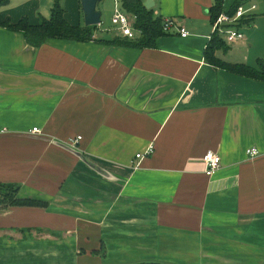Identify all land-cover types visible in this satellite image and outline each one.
<instances>
[{"label":"crops","instance_id":"1","mask_svg":"<svg viewBox=\"0 0 264 264\" xmlns=\"http://www.w3.org/2000/svg\"><path fill=\"white\" fill-rule=\"evenodd\" d=\"M146 1L188 35L132 47L100 23L35 46L0 25V185L24 202L0 206V264H264V80L207 60L214 0ZM53 3L3 0L0 21Z\"/></svg>","mask_w":264,"mask_h":264},{"label":"trees","instance_id":"2","mask_svg":"<svg viewBox=\"0 0 264 264\" xmlns=\"http://www.w3.org/2000/svg\"><path fill=\"white\" fill-rule=\"evenodd\" d=\"M61 1L62 0H54L50 17L41 18L37 24H31L26 17H23L17 22H11L9 19L0 21V25L22 32L27 41L35 46L40 45L44 40L52 37L73 40L90 39L96 25L85 26L70 24L65 19V10ZM120 1L123 11L134 18V36L132 38L127 36L120 38L116 36L114 41L132 47H153L156 39L165 33L163 29L164 19L155 16L150 9L143 5L142 0ZM242 1L243 0H235L230 10L224 11L223 0H214L213 6L210 9L212 21L222 12H227L229 14L234 13ZM2 2L3 0H0V4H2ZM246 21V19H242L241 25ZM227 47V43L221 36L214 35L206 52L209 63L247 77L264 80L263 59L258 60L257 67H251L242 62L235 63L225 61L214 54L215 50H226ZM17 189L15 185H0V206L7 205V203H24L15 197Z\"/></svg>","mask_w":264,"mask_h":264},{"label":"rangeland","instance_id":"3","mask_svg":"<svg viewBox=\"0 0 264 264\" xmlns=\"http://www.w3.org/2000/svg\"><path fill=\"white\" fill-rule=\"evenodd\" d=\"M75 0H66V5L71 8ZM78 1V0H76ZM101 23L104 29L113 28L111 23V17L115 8H120L121 4L116 0H99ZM233 0H223V9L229 10L232 6ZM65 7V0L64 5ZM241 6L244 9H250L246 17L247 21L241 25L240 31L242 32L244 39L242 46L238 49H234V43L230 44V48L227 49V58L231 62H245L250 65H256L257 59L264 60V0H243ZM66 9V7H65ZM129 20H133V17L128 14ZM264 64V61H262Z\"/></svg>","mask_w":264,"mask_h":264},{"label":"built area","instance_id":"4","mask_svg":"<svg viewBox=\"0 0 264 264\" xmlns=\"http://www.w3.org/2000/svg\"><path fill=\"white\" fill-rule=\"evenodd\" d=\"M252 8H254V6H252L250 9H244L240 4L232 14H229L227 12L220 13L212 22V35L221 36L222 39L228 44L236 42L237 40H242L244 36L239 29L241 26V20L246 17L248 11ZM111 23L115 26V28L122 36H127L130 38L134 36L133 23H130L127 16L122 12L120 8H115L111 17ZM171 27H174L182 37L188 35V32L183 27H179L178 25H176L175 20L170 18L164 19L163 29L167 31ZM33 131L37 130L33 129ZM152 149L153 146L149 144L144 151L137 153L135 156L136 158H142L146 155L151 154ZM246 153L250 158L258 155V151L255 148H248L246 150ZM203 163L205 174L207 176H211L219 168L221 158L213 150H207L203 156Z\"/></svg>","mask_w":264,"mask_h":264},{"label":"water","instance_id":"5","mask_svg":"<svg viewBox=\"0 0 264 264\" xmlns=\"http://www.w3.org/2000/svg\"><path fill=\"white\" fill-rule=\"evenodd\" d=\"M99 0H80L85 26L99 25L101 23V12L97 10ZM146 8H150L149 1L144 2Z\"/></svg>","mask_w":264,"mask_h":264}]
</instances>
